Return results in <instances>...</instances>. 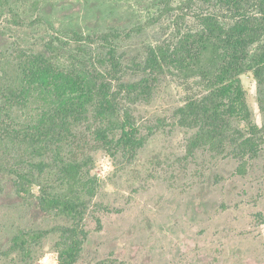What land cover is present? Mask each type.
Listing matches in <instances>:
<instances>
[{
	"label": "rangeland",
	"instance_id": "obj_1",
	"mask_svg": "<svg viewBox=\"0 0 264 264\" xmlns=\"http://www.w3.org/2000/svg\"><path fill=\"white\" fill-rule=\"evenodd\" d=\"M9 1L26 25L13 24L0 7V52L12 54L20 48L38 53L53 42L73 56L80 47L82 54L96 59L107 50L95 36L119 34L114 44L127 81L139 80L130 69L145 60L150 48L179 32L197 31V15L217 14L225 24L232 17L221 0ZM242 82L253 120L264 132V93L251 71ZM199 94L193 81L161 78L152 100L133 107L141 135L153 134L133 159L121 153L111 157L87 126L73 129L65 158L93 160L79 190L89 201V237L77 264H264V146L245 175L238 173L240 161L230 155L206 150L188 155L194 131L181 127L176 113ZM50 102L47 94H39L11 115L18 122L34 123ZM40 162L52 163V155L38 158L28 145L0 144V166L35 177L31 193L20 196L16 177L0 174V264H58V235L34 247L29 259L21 252L6 255L22 230L70 225L40 209L39 197L67 189L59 170L39 173L30 165Z\"/></svg>",
	"mask_w": 264,
	"mask_h": 264
},
{
	"label": "trees",
	"instance_id": "obj_2",
	"mask_svg": "<svg viewBox=\"0 0 264 264\" xmlns=\"http://www.w3.org/2000/svg\"><path fill=\"white\" fill-rule=\"evenodd\" d=\"M221 4L232 13L228 24L217 14L197 15V31L179 32L174 39L150 48L145 60L130 69L134 77H140L136 81L125 79L128 72L114 44L119 34L95 36L107 50L106 56L96 59L82 54L80 47L73 56L53 42L38 53L20 48L12 54L0 52V144L28 145L38 158L52 155V163L30 165L39 173L59 170L67 189L39 197V206L44 213L70 223L50 230L20 231L7 256L21 252L29 259L34 247L58 235V264L79 262L89 237L85 230L89 201L80 197L79 190L85 186L82 174L93 160H67L65 144L75 127L85 125L111 157L121 153L135 158L153 134L141 135L133 107L152 100L161 78L193 81L200 90L176 113L178 124L194 131L188 155L199 150L230 155L240 161L238 173L246 174L249 162L260 156L264 146L263 129L253 120L242 82V76L251 71L260 94L264 93V0H221ZM0 7L11 15L13 24L26 25L9 0H0ZM84 39L89 38L78 41ZM39 94L50 97L47 109L34 123L16 121L11 111L24 108ZM260 107L264 110L263 96ZM5 173L16 177L18 195L31 193L32 172L0 166V174Z\"/></svg>",
	"mask_w": 264,
	"mask_h": 264
}]
</instances>
